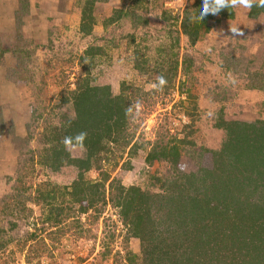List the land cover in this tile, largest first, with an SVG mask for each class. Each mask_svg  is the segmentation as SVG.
Masks as SVG:
<instances>
[{
    "label": "rangeland",
    "instance_id": "rangeland-1",
    "mask_svg": "<svg viewBox=\"0 0 264 264\" xmlns=\"http://www.w3.org/2000/svg\"><path fill=\"white\" fill-rule=\"evenodd\" d=\"M260 1L0 0V264H264ZM86 86L128 111L90 149Z\"/></svg>",
    "mask_w": 264,
    "mask_h": 264
},
{
    "label": "trees",
    "instance_id": "trees-1",
    "mask_svg": "<svg viewBox=\"0 0 264 264\" xmlns=\"http://www.w3.org/2000/svg\"><path fill=\"white\" fill-rule=\"evenodd\" d=\"M93 1L94 0H92V2ZM211 5L212 7L208 6L206 10H215L217 9V6L220 4L216 3L213 6V4L211 3ZM249 7L251 10L249 16L252 18H256L260 14H264V1L252 2L249 5ZM89 17H91L90 14ZM86 18L87 17L84 15L83 22L86 20ZM191 18L192 17L190 16V14H187V16L183 21V27H184V33L192 40L193 43H195L199 36L198 28L200 27V25L195 24L194 26H191L190 25ZM81 31L88 34L90 32V29H86V26L83 24L81 27ZM123 101L124 100L121 97L111 96L108 88L105 89L90 88L89 86H86L82 93L77 94L74 97L77 119L72 121L71 127H69L65 131L64 135L66 141L69 143H75L80 146L88 147L90 149L95 144L98 145L102 141V139L106 137H111L116 127L119 126L120 122L122 120H127L128 111L125 110L126 103L125 101L124 102ZM234 134L235 131L233 132V135ZM242 136L244 137V135ZM236 139H238V137ZM237 141H239L240 144L238 146L240 147L242 146L241 145L242 142L243 145L245 143L244 140H237ZM255 141L256 140H252L250 142L251 147L247 144L245 145L246 147L245 150L244 149L241 150L244 152L245 151L248 152L247 161L242 160L243 157L241 155H238V162L242 163L241 165H244L245 168H249L248 166H250L251 163L256 164L257 166L256 168L259 169L257 170L258 173L264 176V167H263L264 166V132L258 136L259 142L257 144H256L257 141L256 142ZM258 153L259 154L262 153L263 156H259ZM71 162L75 163V165L79 164L81 168L90 170V160H85V161L72 160ZM248 162H250V164H246ZM244 170L246 171L247 169ZM238 171L240 172L241 170L238 169ZM243 172L244 171H242V173ZM225 179H226L224 180L225 184H227V182L232 181L230 177H226ZM225 184H223V186H225ZM224 197L226 198L227 195H224ZM198 207L200 208V206ZM246 208L247 211L245 210L241 211L242 214H245L244 212L248 214L249 210H252V208H250V205L248 203H246ZM131 209L132 207L131 208L126 207V210L123 213L126 219L127 217H130ZM253 213H258L257 214L258 216L261 215L264 216V207L256 210L253 209ZM134 237L137 238V236ZM207 253H209V251ZM210 258L213 259L211 255Z\"/></svg>",
    "mask_w": 264,
    "mask_h": 264
}]
</instances>
